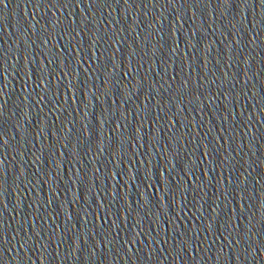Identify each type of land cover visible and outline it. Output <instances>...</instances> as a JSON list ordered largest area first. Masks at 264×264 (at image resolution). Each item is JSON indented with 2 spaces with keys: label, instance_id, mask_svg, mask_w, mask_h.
I'll return each mask as SVG.
<instances>
[{
  "label": "water",
  "instance_id": "water-1",
  "mask_svg": "<svg viewBox=\"0 0 264 264\" xmlns=\"http://www.w3.org/2000/svg\"><path fill=\"white\" fill-rule=\"evenodd\" d=\"M0 264H264V0H0Z\"/></svg>",
  "mask_w": 264,
  "mask_h": 264
}]
</instances>
